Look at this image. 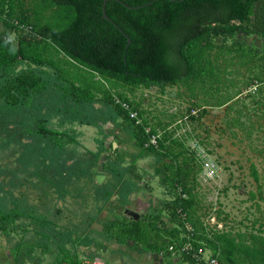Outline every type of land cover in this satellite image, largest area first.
<instances>
[{"label":"rangeland","instance_id":"obj_1","mask_svg":"<svg viewBox=\"0 0 264 264\" xmlns=\"http://www.w3.org/2000/svg\"><path fill=\"white\" fill-rule=\"evenodd\" d=\"M58 12L48 0L0 4V44L22 40L53 61L0 62V102L18 74L38 78L18 92L15 118L0 109L1 194L16 202L7 203L0 227V264H61L75 255L104 264H206L168 251L172 238L187 236L229 264L215 234L261 248L264 35L213 36L220 48L208 55L213 79L204 86L133 84L60 50L43 30ZM124 178L136 187L122 203L116 190ZM181 204L193 235L179 222ZM231 256L249 262L239 251Z\"/></svg>","mask_w":264,"mask_h":264},{"label":"trees","instance_id":"obj_2","mask_svg":"<svg viewBox=\"0 0 264 264\" xmlns=\"http://www.w3.org/2000/svg\"><path fill=\"white\" fill-rule=\"evenodd\" d=\"M121 1H106L108 18H104L102 0H48L59 12L56 21L46 24L43 30L72 60L100 73L104 78L133 84L155 83L161 87L186 81H199L204 86L212 81L213 73L206 61L213 49L220 48L212 40L213 36H230L239 29L264 35V0ZM123 3L137 7L129 8ZM0 4L11 8L13 0H0ZM30 26L33 27L32 24ZM14 57L34 63L53 64L33 44H25L22 40L0 44V62ZM73 78L86 82L77 74ZM37 80L32 74L16 76L13 88H7L0 102V109L2 106L7 107V117L15 118L18 114L15 112L19 111L18 92L34 85ZM19 129L15 127L16 132ZM34 153L33 159L38 154ZM51 171L53 167L48 166L46 172ZM122 174L123 171H120L119 179ZM135 187L136 184L128 178L122 180L116 190L122 195V203L127 193ZM3 190L1 185L0 227L4 225L7 203L16 205L12 199L1 194ZM178 209L186 215L184 204ZM31 218L32 224L37 226L39 218L36 215ZM179 222L182 226L181 217ZM215 238L223 241L219 247L220 253L227 257L229 264H240L231 256L235 250L248 258L247 264H264V238L259 237L262 240L261 248L225 234H215ZM181 241L177 242L178 246ZM213 255L219 259L217 254ZM34 263H39V259L34 260Z\"/></svg>","mask_w":264,"mask_h":264},{"label":"built area","instance_id":"obj_3","mask_svg":"<svg viewBox=\"0 0 264 264\" xmlns=\"http://www.w3.org/2000/svg\"><path fill=\"white\" fill-rule=\"evenodd\" d=\"M211 170H213V168ZM178 213H180L179 217H181V220L183 221V228L186 230V232L189 235H193L195 229L193 225L187 220L185 213L181 212L180 209H178ZM190 238L192 237L187 236V240L181 241L179 246H177V242L179 241V239L172 238V243L168 244L167 246L168 251L172 253L179 252L180 254H187L189 255V257L193 258L197 262H205L206 264H221L216 255L213 254L206 255L201 248L194 247L192 241L188 240ZM61 264H104V263L102 261L91 260L89 258H83L80 257L79 255H75V257L72 258L71 260H65Z\"/></svg>","mask_w":264,"mask_h":264},{"label":"water","instance_id":"obj_4","mask_svg":"<svg viewBox=\"0 0 264 264\" xmlns=\"http://www.w3.org/2000/svg\"><path fill=\"white\" fill-rule=\"evenodd\" d=\"M106 1L108 0H102V16L104 18H108L107 14H106V11H105V4H106ZM117 1H120L122 2L121 0H117ZM125 6L129 7V8H132V7H137V6H130V5H127L125 3H123ZM128 41H130V39L128 38ZM126 212L130 213V214H135V211L133 210H129V209H126L125 210Z\"/></svg>","mask_w":264,"mask_h":264}]
</instances>
